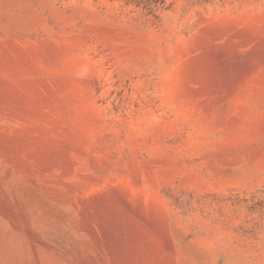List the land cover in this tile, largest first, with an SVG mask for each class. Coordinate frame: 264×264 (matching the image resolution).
<instances>
[{"label": "rangeland", "instance_id": "rangeland-1", "mask_svg": "<svg viewBox=\"0 0 264 264\" xmlns=\"http://www.w3.org/2000/svg\"><path fill=\"white\" fill-rule=\"evenodd\" d=\"M0 264H264V0H0Z\"/></svg>", "mask_w": 264, "mask_h": 264}]
</instances>
